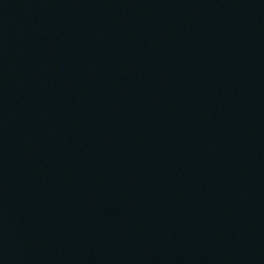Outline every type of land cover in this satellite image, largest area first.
<instances>
[{
  "label": "water",
  "instance_id": "obj_1",
  "mask_svg": "<svg viewBox=\"0 0 264 264\" xmlns=\"http://www.w3.org/2000/svg\"><path fill=\"white\" fill-rule=\"evenodd\" d=\"M0 264H264V0H0Z\"/></svg>",
  "mask_w": 264,
  "mask_h": 264
}]
</instances>
